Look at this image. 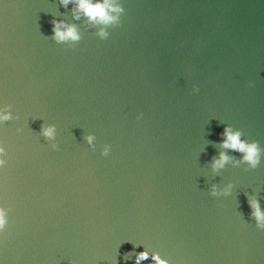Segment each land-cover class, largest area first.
Segmentation results:
<instances>
[{"label": "water", "instance_id": "1", "mask_svg": "<svg viewBox=\"0 0 264 264\" xmlns=\"http://www.w3.org/2000/svg\"><path fill=\"white\" fill-rule=\"evenodd\" d=\"M120 2L101 40L71 4L0 0V107L20 117L0 123V264H136L145 249L170 264H264L248 203L264 197V157L211 169L226 125L264 148V0ZM53 19L79 25L75 49L51 39ZM228 183L230 196L210 194Z\"/></svg>", "mask_w": 264, "mask_h": 264}, {"label": "clouds", "instance_id": "2", "mask_svg": "<svg viewBox=\"0 0 264 264\" xmlns=\"http://www.w3.org/2000/svg\"><path fill=\"white\" fill-rule=\"evenodd\" d=\"M59 4L65 9H68L70 4L73 5L71 9L73 20L80 21L83 18L89 28L98 29L94 34L101 40L109 38V29L120 26L121 18L125 14V9L120 0H59ZM51 23L53 25L51 39L58 44L65 45L67 48L75 49L83 38L79 25L67 22L64 19H53ZM199 90L198 86H193V92L198 93ZM12 107L13 105L11 104L0 107V123L20 119L18 115L13 114ZM17 131L22 132L23 129L19 128ZM56 134V125H41V135L45 140L52 142L51 147L53 150L59 151L60 146L55 142ZM220 135L222 139L216 146L222 150L211 162V169L214 175H219L230 164L233 167L246 165L244 171L255 170L260 166L262 157H264V148L261 147L259 141L246 139L243 130L236 129L232 125H226ZM84 140L93 151L97 148V137L95 134H86ZM111 150L110 144H104L101 155L107 157ZM229 151L239 153L240 158L236 159L234 156L229 155ZM6 155V148L0 144V168H4L7 164ZM233 188L234 185L232 183H228L223 188L217 184H212L210 194L213 197H227L232 194ZM261 199H264V197H260L258 192L248 196V203L252 209L251 217L255 220L256 227L264 230V210L261 207ZM10 211V208L0 206V233H4L8 227ZM149 256H151L154 264H170V261L161 258L158 252L150 253L147 249L136 254V264H141ZM126 258H131V254L126 255Z\"/></svg>", "mask_w": 264, "mask_h": 264}]
</instances>
